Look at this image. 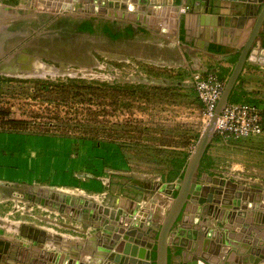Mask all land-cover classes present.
<instances>
[{
	"label": "water",
	"instance_id": "1",
	"mask_svg": "<svg viewBox=\"0 0 264 264\" xmlns=\"http://www.w3.org/2000/svg\"><path fill=\"white\" fill-rule=\"evenodd\" d=\"M26 2L29 14L0 4V73L5 76L8 75L4 73L6 70L24 61L22 56L39 55L41 49L48 54L55 50L61 54L66 53L68 48L70 51L72 47L80 46L76 41L81 39L95 45L116 42L106 36L95 38L84 32H76L66 40L64 35L59 36L61 29L50 27L51 21L61 18L91 21L94 25L98 21L114 25L125 23L134 28L141 27L151 34H165V28L161 27V23L165 22L171 26L168 38L173 40L178 35L181 12L179 5H173V0ZM127 2L132 6L127 7ZM225 2L235 3L244 9L240 21L251 17L255 20L242 47L236 51L237 60L226 79L213 115L187 158L180 177L165 183H144L133 179L125 186L131 192L130 197H126L129 201L121 204L113 202L112 205L111 201L104 203L94 198L81 199L47 187L30 186L25 191L18 189V197L29 201L37 210H53L60 225L64 220L69 221L70 226L66 229L83 234L86 237L85 246H72L68 241H61V248H55L47 245V234L40 231L34 232L36 235L45 233V238L33 237L31 245L16 244L0 236L1 263L168 264L173 247L180 258L179 264H264V185L248 184L240 179L237 182L217 177L204 178L199 172L201 161L213 139L216 121L229 103L242 71L247 65L264 68V48L259 40L264 24V0H194V5L198 3L197 6L203 7L204 13H207L209 9H227ZM129 9L139 12L133 13ZM28 20L30 25H36L28 26L27 32L11 30L12 26ZM46 26L48 28L44 29ZM5 34L9 36L6 41L3 39ZM26 36L21 43L13 39ZM39 37H48L49 42L41 47L36 43ZM74 41L76 44L69 45ZM179 43L182 44L181 41ZM204 50L209 53L207 44ZM27 52L29 54H25ZM38 57L57 63L65 61L64 58L54 59L43 54ZM35 62L28 61L30 71L38 67ZM95 66L94 63L91 67ZM27 67L22 69L27 71ZM74 246L78 253L74 252ZM152 252L155 254L153 260Z\"/></svg>",
	"mask_w": 264,
	"mask_h": 264
},
{
	"label": "crops",
	"instance_id": "2",
	"mask_svg": "<svg viewBox=\"0 0 264 264\" xmlns=\"http://www.w3.org/2000/svg\"><path fill=\"white\" fill-rule=\"evenodd\" d=\"M0 4L30 13L26 0H0ZM197 4L194 5V0H173V5H179L180 9H184V12L180 13L178 35L173 37V40L168 38L171 26L165 22L161 23V27L165 28V34H151L141 27L134 28L125 25V23L114 25L103 21L115 31H129L130 33L129 37L105 44L106 55L114 57L113 60L117 58L119 61L128 63L135 61L156 70L180 72L184 75L181 82L184 88L196 72L219 69L221 77L227 78L236 61V51L242 47L246 40L255 17L240 21L244 9L232 2H225L224 6L227 9L223 11L209 9L207 13H204L203 7L197 6ZM126 5L127 7L132 6L130 2H127ZM128 11L139 12L130 9ZM65 20L73 19L66 17L51 21L50 27L64 31V26L59 22L65 23ZM28 22L30 21L12 26L11 30L27 32L28 26L36 25L35 23L30 25ZM46 28L48 26L44 29ZM262 30L264 32V26ZM10 34L12 35V33ZM60 35L63 33H59ZM8 37L5 34L3 39L6 41ZM26 38L27 36L22 39L17 37L13 39L16 40V43H21ZM48 42V37H39L36 41L37 45L41 47ZM10 43L12 42L10 41ZM206 44L209 53L204 50ZM260 44L262 43L260 42ZM25 57L29 62L31 59L36 62L41 60L35 55ZM25 60L18 62L14 68L20 70V68L28 66L29 70L31 66ZM133 66L138 67L137 65ZM32 78L35 77L5 76L0 73V93H5L4 97L11 102L13 96H18L22 101L28 102L31 98L20 96L23 95L22 89L16 91L15 94L13 92L21 86L32 94L37 85L34 81H30ZM27 88L29 89L27 90ZM187 89L191 93V89ZM235 93L236 98L240 99L239 101L248 100L257 103L264 120L263 67L247 65L235 85ZM12 105L13 103L1 104L4 108L9 107L8 116L0 118L1 120H17L27 123L32 121L33 118H27ZM202 109L200 103L190 105V110L195 115H200V112H203ZM35 121H39V119ZM204 156L199 170L204 178L217 177L238 182L239 179L243 181L245 175L255 176L256 173H264V125L263 133L260 136L249 139L221 142L213 137ZM183 158H185V162L181 172L188 156L184 154ZM227 158L233 160L232 163L228 161L230 167L223 166V161ZM128 176H130L129 165L124 151L118 143L68 136L0 131V203L14 199L18 201L21 199L18 197V189L25 191L26 188L33 186L57 189L81 199L94 198L102 200L104 203L111 201V205L113 202L121 204L129 201L126 197L130 196L120 194L121 190L127 186L128 182L124 178ZM256 176L255 180L264 185L260 176ZM44 211L47 212L46 209ZM18 226L20 227V224ZM63 226L64 232L67 233L58 235L52 230H46L47 228L45 233L48 237L55 238V241H68L72 246L75 244L76 246H85L86 237L83 234L78 232L71 234L66 229L68 228L66 226H70L69 221L64 220L60 227ZM12 229L16 230L17 228L14 225L10 228L15 234V230ZM56 247L61 248V246ZM73 250L75 252V246ZM0 264L3 263L0 262ZM171 264H176L174 257H172Z\"/></svg>",
	"mask_w": 264,
	"mask_h": 264
},
{
	"label": "rangeland",
	"instance_id": "3",
	"mask_svg": "<svg viewBox=\"0 0 264 264\" xmlns=\"http://www.w3.org/2000/svg\"><path fill=\"white\" fill-rule=\"evenodd\" d=\"M76 42L80 43V46L72 47L70 51L68 48L64 54L65 61L57 63L56 60L54 62L41 59V62H35L34 65L38 67L32 71L6 74L37 77L30 80L37 85L43 81L62 85L68 79L78 80V87L79 80L92 82L94 85L91 88L95 94H91L84 87L65 88L61 90L60 95L53 90L36 91L30 94L25 87L19 86L13 93L22 89L23 95L20 96L31 99L24 102L18 96H13L11 102L4 97L5 93L1 92L0 113L9 111V107L1 106L2 103H13L12 106L27 118H34L37 115L39 121L36 122L44 123V126L35 127L36 131L28 127L36 134L45 132L44 134L53 136L89 137L121 144L129 165L130 176L124 178L127 184H131L133 179L144 183L174 182L180 177L179 174L185 162L183 155L190 156L206 125L203 112L195 115L190 110V105L199 104V101L193 90H190V93L189 89L182 86L184 75L170 70H156L135 61L128 63L119 61L117 58L113 60L114 57L106 55L105 45H95L86 39ZM74 44H76L75 41L69 45ZM76 51L80 53L75 54ZM40 53L39 55L43 54L50 58L63 59L62 54L59 55L56 51L48 54L41 49ZM39 55L35 54V57ZM41 63L46 65H40ZM94 63L96 66L92 68ZM133 65L138 67L135 68ZM42 74L45 75L41 76ZM44 77L45 79H40ZM105 83L106 85L119 83L127 87L113 97V91L107 94L106 87L100 86ZM37 85L35 90L38 89L39 85ZM134 86L139 88H131ZM66 91L69 92L68 99L62 100ZM91 95L92 100H90ZM231 100L232 98L229 102ZM47 123L53 124L55 128H46ZM67 126L69 128L66 129ZM0 129L4 131L9 128L0 124ZM228 161L233 162L231 159H224L223 166L230 167ZM177 168L175 174L170 173ZM256 175L260 176L262 182L264 181V173H256L255 176L245 175L243 181L248 184L261 183L255 180ZM121 191L120 194L124 196L131 194L126 189ZM31 208L34 210L31 211ZM48 210L41 212L24 199L2 201L0 203V236L16 244L21 242L28 244L33 243V236L30 233L33 232L36 235L34 231L45 232L47 228L46 230H52L58 235L67 233L63 228H59L61 222L55 220L56 217L52 213L54 211ZM13 223L20 224L26 229L27 234L22 232L14 234L9 230ZM25 234L30 238H27ZM38 235H36L37 238Z\"/></svg>",
	"mask_w": 264,
	"mask_h": 264
},
{
	"label": "built area",
	"instance_id": "4",
	"mask_svg": "<svg viewBox=\"0 0 264 264\" xmlns=\"http://www.w3.org/2000/svg\"><path fill=\"white\" fill-rule=\"evenodd\" d=\"M184 12V9H180ZM220 70L196 72L191 76L186 88L194 93L202 105L203 119L206 124L213 115L222 94L226 80L221 79ZM264 120L258 106L249 103L229 102L218 117L213 137L221 142L240 141L260 136Z\"/></svg>",
	"mask_w": 264,
	"mask_h": 264
},
{
	"label": "trees",
	"instance_id": "5",
	"mask_svg": "<svg viewBox=\"0 0 264 264\" xmlns=\"http://www.w3.org/2000/svg\"><path fill=\"white\" fill-rule=\"evenodd\" d=\"M76 23V31L77 32H84V33H89V34H99V35H104V36H107L109 39L113 40V41H116V40H120L121 38L123 37H129L130 36V33L129 31H115L112 29V27L108 26L106 23H103V21H98V23L96 25H94L91 21H74ZM73 22V23H74ZM262 47L264 48V32H263V35H262ZM221 79H224L226 80L227 78H222L221 75L219 76ZM78 80H74V79H68L67 82L65 84H62V85H59V83L57 84H54L52 81H43V83L39 82V86H38V89L35 90L32 94H34L36 91H41V92H46V91H56V93H58L59 95L62 93L61 90L67 88V89H74L72 87H78ZM79 83H80V86L78 87L81 88V87H84L85 89H87V91H89L91 94H95L94 90L91 88L94 83L92 82H85V81H81L79 80ZM107 83H105L104 85H100L101 87H106L105 88V93H109V91H113V97H116V93L119 94L120 91L123 90V88H126L127 85L125 86L124 84H119V83H113V84H110V85H106ZM59 85V86H58ZM88 85V86H87ZM61 87V88H60ZM95 87V86H94ZM100 87V88H101ZM83 88V89H84ZM133 89H136V88H139V87H131ZM96 90V89H95ZM110 92V93H111ZM89 93V94H90ZM136 94V92L134 93ZM68 95H69V92L66 91L65 93V97H62L61 99L62 100H67L68 99ZM236 93H235V89L232 91V94L230 96V98H232L231 102L233 103H249V104H253V105H257V103L253 102V101H250V102H247V101H239L240 99H237L236 98ZM34 98V97H33ZM90 100H92V95H91V98ZM258 106V105H257ZM8 116V113H0V118H4ZM39 117L36 115V117H34L32 119V121L30 123H27L25 121H17V120H1L0 119V124L3 125L4 127H7L9 129L7 130H1V132H7V133H31V134H35V135H43L45 132H42V134H36L32 131H36V128L37 126H44V123H37L35 120H38ZM32 129V131H30L29 129ZM46 128H55L53 124H49L47 123L46 124ZM66 129L69 128L68 126L65 127ZM70 131V130H69ZM68 131V132H69ZM72 131V130H71ZM68 134V133H67ZM65 136V135H63ZM81 139H89V140H94V139H91V138H86V137H80ZM108 142H111V141H108ZM111 143H117V142H111ZM121 144H119L120 146ZM123 149V148H121ZM178 170L177 169H173L170 171V173H176ZM181 175V174H180ZM179 175V176H180ZM171 252V251H170ZM172 254V252H171ZM170 254L169 258L171 259L172 255ZM155 258V254L154 252H152L151 254V259L153 260Z\"/></svg>",
	"mask_w": 264,
	"mask_h": 264
},
{
	"label": "flooded vegetation",
	"instance_id": "6",
	"mask_svg": "<svg viewBox=\"0 0 264 264\" xmlns=\"http://www.w3.org/2000/svg\"><path fill=\"white\" fill-rule=\"evenodd\" d=\"M72 19V18H71ZM65 23H63V21H60L59 23H60V25H62V26H64L63 28H64V31H62V33H63V35H64V37H66V40H68V38L67 37H69L70 35H74L75 33H76V28H75V26H76V23L74 22V19L73 20H65L64 21ZM74 22V23H73ZM263 26H264V24H263ZM263 31V30H262ZM93 37H95V38H100V37H105L104 35H99V34H91ZM262 35H263V32H261L260 33V36H259V40H260V42H262ZM56 51V50H55ZM55 51H52V53H54ZM57 52V51H56ZM80 52H78V51H76L75 52V54H79ZM62 54V56H63V58H64V54H65V52H63V53H61ZM60 55V54H59ZM24 58H26L25 56L23 57V59ZM173 249V250H172ZM170 251L172 252V257H174V259L176 260V264L178 263L179 264V259L180 258H178V254H176V252H175V250L176 249H174V248H172ZM170 252V253H171ZM175 255V256H174ZM172 257H171V259L169 258V263L168 264H171V262H172Z\"/></svg>",
	"mask_w": 264,
	"mask_h": 264
},
{
	"label": "bare ground",
	"instance_id": "7",
	"mask_svg": "<svg viewBox=\"0 0 264 264\" xmlns=\"http://www.w3.org/2000/svg\"><path fill=\"white\" fill-rule=\"evenodd\" d=\"M23 57L24 56H22L21 57V59H23ZM26 58H24L23 60H25ZM40 65H43L42 63L40 64ZM34 68H36V67H34ZM33 68V69H34ZM28 71H30V69L29 70H23V69H21L20 68V70L19 69H17V68H11L10 70H6L4 73L6 74V73H13V72H16V73H27ZM32 71V70H31ZM45 74H42L41 76H44ZM14 226H15V228H17L16 230L15 229H12V230H15V232H20V230H21V232L22 233H26L27 234V232H26V229L25 228H22L21 226L19 227L18 225V223H16V224H13ZM10 230V229H9ZM20 232V233H21ZM25 234V235H26ZM30 235H32L33 237L34 236H36V235H34V233L32 232V233H30ZM44 236H46V234L45 233H41L40 235H38V237L40 238V239H44L45 237ZM47 237H48V235H47ZM36 238H37V236H36ZM38 239V238H37ZM57 240V239H56ZM46 243H47V245H52L53 247H55V248H58V247H56V246H60V241L58 240V241H55V238H51V237H48V238H46ZM56 242V243H55ZM60 249V248H59ZM85 259H87V257L85 256ZM92 261H94L93 259H91Z\"/></svg>",
	"mask_w": 264,
	"mask_h": 264
}]
</instances>
